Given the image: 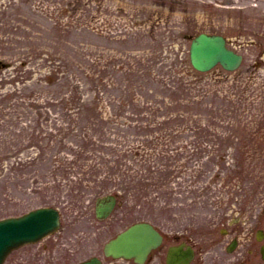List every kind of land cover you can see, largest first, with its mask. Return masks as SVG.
I'll use <instances>...</instances> for the list:
<instances>
[{"label":"rangeland","instance_id":"1","mask_svg":"<svg viewBox=\"0 0 264 264\" xmlns=\"http://www.w3.org/2000/svg\"><path fill=\"white\" fill-rule=\"evenodd\" d=\"M219 1L0 0V218L56 203L72 251L51 264L126 225L96 221L109 193L114 216L172 231L264 208V30L255 9ZM199 32L225 36L240 68L186 72Z\"/></svg>","mask_w":264,"mask_h":264},{"label":"water","instance_id":"2","mask_svg":"<svg viewBox=\"0 0 264 264\" xmlns=\"http://www.w3.org/2000/svg\"><path fill=\"white\" fill-rule=\"evenodd\" d=\"M190 53L193 66L201 71L209 70L218 62L224 68L234 70L241 62V56L228 50L225 40L220 36L199 35L194 39ZM113 205L114 199L111 197L101 201L98 206V215L105 217ZM57 225L58 217L52 210H39L22 219L0 221V264L12 249L36 241ZM150 233L148 226L136 225L107 244L106 253L129 256L130 251L141 252L144 250L143 247L151 244L155 238V235Z\"/></svg>","mask_w":264,"mask_h":264},{"label":"flooded vegetation","instance_id":"3","mask_svg":"<svg viewBox=\"0 0 264 264\" xmlns=\"http://www.w3.org/2000/svg\"><path fill=\"white\" fill-rule=\"evenodd\" d=\"M250 2L252 0H224V6H248ZM162 236L161 246L151 253L146 264H167L168 248L181 243L186 246L184 250L188 246L193 248L194 256L189 264H264V208L251 216L240 213L234 222L205 234L201 240L196 241L194 234L188 231L177 230L170 234L162 233ZM104 264L134 262L107 259Z\"/></svg>","mask_w":264,"mask_h":264}]
</instances>
